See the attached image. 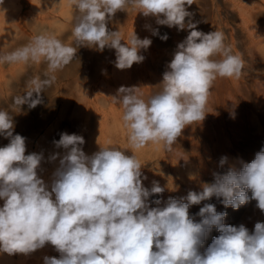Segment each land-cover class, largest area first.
I'll return each instance as SVG.
<instances>
[{
    "label": "clouds",
    "instance_id": "1",
    "mask_svg": "<svg viewBox=\"0 0 264 264\" xmlns=\"http://www.w3.org/2000/svg\"><path fill=\"white\" fill-rule=\"evenodd\" d=\"M193 3L71 0L77 13L73 44L53 33L38 32L26 44L0 54L3 64H47L44 78L31 79L27 91L14 98V105L20 109L27 104L31 109L41 104V93L55 83L54 74L74 60L80 46L114 49L119 70L143 62L140 51L150 47L151 39H140L133 31L125 42L119 30L107 27L118 11L132 8L145 17H155L159 25L189 30L163 73L159 92L145 100L138 88L122 86L114 97L122 105V120L133 150L152 144L172 151L182 131L205 118L216 79H239L245 65L226 45L222 31L204 33L197 30L196 23L185 22L192 15L186 5ZM152 34L159 33L154 30ZM160 39L166 41L168 36ZM13 132L12 115L0 110V136L9 140L0 147V199L4 201L0 253L28 255L51 244L60 257L46 256L44 264H264V223H255L252 232L243 224L225 225L227 212H217L211 203H205L196 214L199 222L189 215L191 205L212 197H222L224 206L233 209L255 200L264 212V149L239 170L230 167L225 174L214 173V182L204 184L200 192L189 191L187 202L169 197L164 207H149L148 198L165 189L156 181L151 189L143 186L142 165L134 154L100 147L88 156L81 147L85 143L82 136L62 133L53 143L66 151L49 191L37 174L43 155H26V138ZM58 156L54 154L50 160ZM226 162L227 157H222L219 163ZM154 203L160 205L161 200ZM214 226L221 234L201 252Z\"/></svg>",
    "mask_w": 264,
    "mask_h": 264
},
{
    "label": "rangeland",
    "instance_id": "2",
    "mask_svg": "<svg viewBox=\"0 0 264 264\" xmlns=\"http://www.w3.org/2000/svg\"><path fill=\"white\" fill-rule=\"evenodd\" d=\"M69 2L71 4V0ZM193 2L190 6L186 5L187 11L192 15L186 18L185 22L196 23L197 30L204 33L222 31L225 34L226 45L230 46L234 54L243 58L245 65L239 79H216L206 105L205 118L187 126L177 138L172 151L152 144L140 150H133L129 145L128 130L122 120V105L117 103L114 97H117L118 89L122 86L138 88V92L145 100L159 92L163 73L173 59L177 45L189 34L188 29L178 31L175 27L159 25L155 17H145L132 8L118 11L108 21L109 30H119L125 42L133 31L138 38H149L152 41L147 50L140 51V55L145 57L143 62L134 63L130 69L119 70L114 64L116 58L114 49L105 48L100 51L95 47L80 46L74 60L54 74L55 83L41 93L42 103L31 109L27 104L19 109L13 103L14 98L27 91L31 79L37 76L44 78L47 64L43 62L14 64L17 67L15 71L10 70L13 64H3L1 69L5 71V77L0 80V110L8 111L12 115L13 134L26 138L25 154L35 152L42 154L43 157H51L59 153V158L55 161L48 158L49 170L46 169L44 174L37 173L39 177L43 176L40 178L48 185L49 191L54 172L59 167V159L66 151L57 148L53 143L60 139L62 133L83 135L85 143L81 147L88 156L99 151L100 147H115L125 151L127 155L134 154L142 165L143 186L151 189L153 182L156 181L165 189L163 193L148 198L149 207H164L169 197L184 199V202H187L185 198L189 191L200 192L204 184L214 182V173L225 174L230 167L239 170L243 163H250L256 153L264 149V0H193ZM12 3L13 0H8L5 4L14 11L10 19L16 22L14 19H17L15 17L17 9H12L10 6ZM22 3L25 7L22 11L21 25L24 24L30 32L33 31L32 35L20 32L17 25L15 28L17 30L12 35L2 34L0 36L2 40L4 36L10 37V40L17 37L20 39L19 46H22L38 32H49L64 43L73 44L72 30L77 14L74 7L71 8L69 15H65L67 21L55 20L59 18L62 4L54 13L55 17H51V22L64 31L59 34L56 29L50 30L52 28L49 22L42 23L40 19H36L37 11H34L33 7L38 3L37 0H22ZM29 3L31 5H28ZM241 12L249 14L245 13L244 17V13ZM25 16L27 18L24 19ZM154 30L159 34L153 35ZM165 34L168 39L161 40L160 36ZM41 119H47L44 126L26 130L24 122L30 121L33 124V121ZM8 143V139L0 136V147ZM222 157H227V162L223 166L219 163ZM144 176L147 179H143ZM247 191L251 197V191ZM157 199L161 200L160 205L154 203ZM222 200V197H212L199 205H191L189 215L199 222L200 217L196 214L205 203H211L215 205L217 212H227L223 221L225 225L238 227L243 224L252 232L255 223H264V212L256 207L255 200H250L239 209L226 208ZM0 203L1 206L4 201L0 199ZM220 234L214 226L205 238L201 252ZM4 254L6 257L2 256V260L0 258L2 264H8L10 258L13 260L10 259L9 263L13 261L14 264H44L46 256L60 257V253L51 244H46L28 255L21 254L23 257L20 253L13 254L10 258L9 254Z\"/></svg>",
    "mask_w": 264,
    "mask_h": 264
},
{
    "label": "bare ground",
    "instance_id": "3",
    "mask_svg": "<svg viewBox=\"0 0 264 264\" xmlns=\"http://www.w3.org/2000/svg\"><path fill=\"white\" fill-rule=\"evenodd\" d=\"M7 1L8 0H3V3L2 4H0V36L2 35V34H9V35H12L14 32H15V30H17V29H15V28H17L16 26L18 25V27H19V29H20V32H27L28 33V35H32V33H33V31L32 32H30L29 31V29L23 24V26L21 25V23L23 22V21H20L21 19H22V11H23V7H25L24 5H23V3H22V0H13L14 1V3H12L10 6L12 7V9L14 10V9H17V11L15 12V17L17 18V19H14V20H16V22H14V21H11V19H10V17H11V15H13L14 14V11H11L10 9L11 8H8V6H7V4H5V3H7ZM10 1H12V0H10ZM70 0H51V3H50V0H37V2L38 3H36V5H35V7H33V8H35V10L34 11H37V13L35 14L36 16V19H40L41 20V22L42 23H46V22H49V26L52 28V29H50V30H58L59 31V34L60 33H64V31L62 30V29H59V28H61V27H57V25L55 26V24H54V22H51V17H55V12L57 11V9H58V6L59 5H61L62 4V6H61V9L59 10V18H57V19H55L56 21H58V20H66V17H65V15H67L69 12H70V10H71V8H73V6L70 4V2H69ZM40 2V3H39ZM32 3V2H31ZM31 3H29L28 5H31ZM9 6V7H10ZM241 9V8H240ZM246 10V9H245ZM249 10V9H248ZM32 11V10H31ZM247 11V10H246ZM251 10H249V12H250ZM29 12V11H28ZM29 13H31V12H29ZM242 13V12H241ZM244 13V14H243ZM242 14L244 15V17H245V13L246 12H243ZM247 15L249 14L248 12L246 13ZM69 15V14H68ZM242 15V16H243ZM250 15H251V13H250ZM68 17V16H67ZM25 18H27L26 16L24 17V19ZM12 20H13V18H12ZM54 20V19H53ZM52 20V21H53ZM54 20V21H55ZM46 21V22H45ZM67 21V20H66ZM42 26H44V25H42ZM43 28V27H42ZM41 28V29H42ZM39 29V28H38ZM49 30V29H48ZM38 31V30H37ZM17 32V31H16ZM15 35V34H14ZM17 36V35H16ZM31 37V36H30ZM0 39H1V41L0 42H2V43H0V54H3V53H7V52H11L10 50H15L16 48H18V47H20L19 45H20V39H17V37H15V38H13L12 40H10V37H5L4 36V39L2 40V38L0 37ZM5 40H6V42H5ZM4 43H7L6 45L4 44ZM12 44V46L10 47V45ZM10 49V50H9ZM3 66V63H0V80H3L4 79V70L3 69H1V68H3L2 67ZM15 68H17L14 64H13V66L12 67H10V70L12 71H15L14 69ZM90 108H93V107H90ZM80 110V109H79ZM93 110H94V108H93ZM90 111H92V109L90 110ZM89 111V112H90ZM96 111H98V110H96ZM86 112V111H85ZM85 112H84V114H85ZM88 112V113H89ZM81 114V113H80ZM99 115V114H98ZM88 116H86V118H87ZM97 117V116H96ZM97 119V118H96ZM88 120V119H87ZM33 121V120H32ZM47 123V119H41V120H39V121H33V124H31V122L30 121H26V122H24V125H25V128H26V130H32V129H34V128H38V127H42V126H44L45 124ZM86 124V123H85ZM84 124V125H85ZM84 129V128H83ZM91 129V128H90ZM90 132H91V130H90ZM82 137H83V135H82ZM96 140V139H95ZM91 141V140H90ZM94 141V140H93ZM97 141H98V139H97ZM89 142V141H88ZM90 143V142H89ZM92 143V142H91ZM40 144V143H39ZM28 147V146H27ZM44 147V146H43ZM40 149V148H39ZM28 150V149H27ZM30 151V150H29ZM93 151V150H92ZM63 155V154H62ZM48 158H50V157H48V156H44L43 157V159H42V161H41V165H40V167H39V169L37 170V173H43V172H45L46 171V169H47V167L49 166V163H50V160L48 159ZM59 158V157H58ZM52 162V161H51ZM56 164V163H55ZM52 165V164H51ZM57 165H58V163H57ZM56 166V165H55ZM59 166V165H58ZM50 167V166H49ZM47 170H49V169H47ZM51 171V170H50ZM47 173H48V171H47ZM50 173V172H49ZM44 174V173H43ZM46 174V173H45ZM42 176V175H41ZM40 176V177H41ZM46 176V175H45ZM43 177V176H42ZM45 178V177H44ZM48 180V179H47ZM3 201V200H2ZM1 204V203H0ZM3 205H1L0 207H2ZM4 255H6V254H4V253H0V258L2 257V256H4ZM21 255V254H20ZM23 255V254H22ZM21 255V257H23ZM25 256V255H24ZM6 256H4V258H5ZM11 257V255L8 257V258H10ZM20 257V256H19ZM26 257V256H25ZM3 258V257H2ZM2 258H1V260H2ZM8 258H6L7 260H8ZM10 259H12V258H10ZM10 259H9V262H10ZM0 260V261H1ZM6 260V261H7ZM13 260V259H12ZM11 260V261H12ZM34 260V259H33ZM42 260V259H41ZM2 262V261H1ZM8 262V261H7ZM6 262V263H7ZM8 262V264H11V263H13V261L11 262V263H9ZM37 263H38V261H36ZM3 263V262H2ZM2 263H0V264H2ZM34 263V262H33ZM14 264V263H13ZM17 264V263H16ZM21 264V263H20ZM43 264V263H42Z\"/></svg>",
    "mask_w": 264,
    "mask_h": 264
}]
</instances>
